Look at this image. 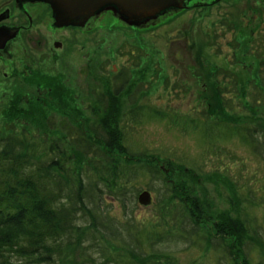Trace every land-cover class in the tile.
<instances>
[{
    "label": "rangeland",
    "instance_id": "rangeland-1",
    "mask_svg": "<svg viewBox=\"0 0 264 264\" xmlns=\"http://www.w3.org/2000/svg\"><path fill=\"white\" fill-rule=\"evenodd\" d=\"M15 1L0 0V12L10 8L4 23L24 24L0 51V136L12 125L17 134L33 136L39 148L57 140L73 156L77 147L68 131L74 138L82 128L90 135L94 121L115 117L134 150L158 158H140L138 168L120 156L138 168L128 178L132 185L151 193V202L136 208L141 222L170 221L169 204L155 201L160 181L145 171L149 163L159 164L173 181L185 180V194L202 202L208 234L219 216L237 220L252 237V262L264 261V242L255 235L257 228L264 236V158L244 132L256 120L264 122V0H192L191 8L134 25L106 9L73 29L48 21L29 26ZM75 156L68 171H85L86 160ZM224 242L235 255L242 250L233 237ZM171 249L180 251L166 258L168 264H231L207 242Z\"/></svg>",
    "mask_w": 264,
    "mask_h": 264
},
{
    "label": "trees",
    "instance_id": "trees-1",
    "mask_svg": "<svg viewBox=\"0 0 264 264\" xmlns=\"http://www.w3.org/2000/svg\"><path fill=\"white\" fill-rule=\"evenodd\" d=\"M123 84L113 89L114 96ZM107 98L109 109L111 97ZM106 116L94 121L97 126H91L90 135L82 128L74 138L68 131L77 147L74 157L57 140L42 141L45 147L39 148L33 136L17 134L12 125L0 136V264H164L161 259L168 264L166 258L180 251L169 250L173 244L194 241L220 249L228 263L263 264L252 262L248 246L252 237L246 238L241 222L219 216L214 234H208L200 217L202 202L185 194L190 192L185 180L173 181L159 164L147 163L145 171L159 179L161 190L155 201L169 204L165 216L170 221L163 225L141 222L136 215L140 191L128 178L143 167L138 159L149 157L158 163V158L134 150L129 134L122 130L123 122ZM254 125L244 132L254 152L264 158V122L256 120ZM75 155L86 160L85 171H68ZM120 156L138 168L120 162ZM110 200L117 204L118 215ZM255 235L264 242L257 228ZM102 236L129 255L111 251ZM226 237H233L242 250L235 255L232 245L224 242Z\"/></svg>",
    "mask_w": 264,
    "mask_h": 264
},
{
    "label": "water",
    "instance_id": "water-1",
    "mask_svg": "<svg viewBox=\"0 0 264 264\" xmlns=\"http://www.w3.org/2000/svg\"><path fill=\"white\" fill-rule=\"evenodd\" d=\"M50 6L55 24L84 28L91 19L106 9L113 10L120 19L128 24H140L160 17L168 11H181L190 7L192 0H36ZM219 0H214V3ZM211 3H207L210 5ZM17 30L0 27V49H4L9 38ZM137 200L141 205L151 202L149 190H141Z\"/></svg>",
    "mask_w": 264,
    "mask_h": 264
},
{
    "label": "flooded vegetation",
    "instance_id": "flooded-vegetation-1",
    "mask_svg": "<svg viewBox=\"0 0 264 264\" xmlns=\"http://www.w3.org/2000/svg\"><path fill=\"white\" fill-rule=\"evenodd\" d=\"M15 3H16L15 7H17V9L20 11V13H22L23 16L27 19L29 26L32 24L35 25V24L40 23V22H45V21L47 22L48 21V22H51V27L53 26L57 29L58 28H63V29L79 28L76 26L55 24V19L53 18V15H52V10L50 9V6L44 2L36 1V0H16ZM24 5H27V7L29 8L30 11L28 9H26L24 7ZM10 17H11L10 16V8L5 7L0 12V27L3 26L9 30H12V29L17 30L15 36L12 37L10 40H8L11 42V41L15 40L21 34V31L24 29V26H23L24 24H22L21 22H19V23H4L5 21H9ZM18 21H21V17H19ZM43 40L46 41L45 38H43ZM6 43H8V42H6ZM56 44H58V43L55 42V46L57 47ZM7 46H5L4 49H6ZM4 49H0V51H2Z\"/></svg>",
    "mask_w": 264,
    "mask_h": 264
},
{
    "label": "bare ground",
    "instance_id": "bare-ground-1",
    "mask_svg": "<svg viewBox=\"0 0 264 264\" xmlns=\"http://www.w3.org/2000/svg\"><path fill=\"white\" fill-rule=\"evenodd\" d=\"M10 39H11V38H9L8 40H10ZM8 40H7L8 43H5V46H7V45L10 43V41H8ZM5 46H4V47H5Z\"/></svg>",
    "mask_w": 264,
    "mask_h": 264
}]
</instances>
